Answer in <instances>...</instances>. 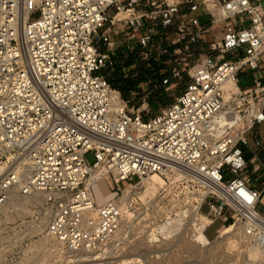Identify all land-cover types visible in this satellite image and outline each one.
<instances>
[{"label": "built area", "instance_id": "obj_1", "mask_svg": "<svg viewBox=\"0 0 264 264\" xmlns=\"http://www.w3.org/2000/svg\"><path fill=\"white\" fill-rule=\"evenodd\" d=\"M117 28L147 67L171 62L154 85L179 92L149 117L109 79ZM168 31L172 45L156 51ZM263 122L264 0H0V208L47 192L46 233L70 252L116 239L135 210L123 191L155 174L192 183L204 232L222 219L256 242L264 180L254 186L244 148ZM100 171L118 194L97 205Z\"/></svg>", "mask_w": 264, "mask_h": 264}, {"label": "rangeland", "instance_id": "obj_2", "mask_svg": "<svg viewBox=\"0 0 264 264\" xmlns=\"http://www.w3.org/2000/svg\"><path fill=\"white\" fill-rule=\"evenodd\" d=\"M113 13L114 10L110 9L109 15ZM120 29L117 28L116 31L119 33L115 34L114 63L120 67L137 64L131 66L127 77L122 70L124 78L120 81L126 83L121 87H114L121 91L124 100H129L130 107L135 106L142 116L149 117L156 113L161 105L171 103L174 94L179 92V88L165 92L164 87L154 85L159 80V77L154 75L155 71L162 67L170 68L171 62L165 56L162 58L161 66L147 67L149 61L143 57V51L131 48L133 45L129 38L131 29L125 28L126 31ZM173 37L174 32H166L164 39L156 45L155 50L159 51L165 45H172L170 41ZM231 56V54L226 55V57ZM117 72L113 70L110 73V81ZM249 83L245 71L241 75L240 85L245 86ZM258 126L264 142V122ZM248 136L250 146L254 147L253 135ZM86 159L92 164L95 161L94 152L87 153ZM251 175L261 184L264 180V166L261 167L260 173H251ZM100 183L101 188L98 185L94 186V193L98 203L102 204L114 198L118 191L115 190L110 176ZM103 191L107 195L105 199ZM197 193L190 182L158 176L147 179L137 188L135 197L132 199L131 196L127 200V202L133 200L135 210L131 209L127 212L119 236L95 253L70 252L46 233L52 208L48 207L47 211L38 206L44 205V195L16 194L19 198L13 197L12 200H16L19 206L14 208L8 203L0 210V264H264V254L256 247L257 243L252 241V237L235 242L238 244H236L238 249L232 253L227 251L225 253L226 241L222 237H218L217 240L216 236L225 226L228 227L232 223L226 225L222 219L213 221L204 232L206 237L213 241V245L207 246L203 253L198 252L200 250L195 246L199 245L200 248L203 247L202 244L192 242V228L200 218L198 215L193 218ZM38 199L41 201L38 202ZM204 209H207V206ZM184 213L183 229L174 230L165 237L161 228L168 225L176 215ZM238 226L240 225H235L234 228ZM151 235L155 238L152 239ZM140 242L143 244H139ZM208 249H214L218 253L217 263L207 252Z\"/></svg>", "mask_w": 264, "mask_h": 264}, {"label": "bare ground", "instance_id": "obj_3", "mask_svg": "<svg viewBox=\"0 0 264 264\" xmlns=\"http://www.w3.org/2000/svg\"><path fill=\"white\" fill-rule=\"evenodd\" d=\"M102 171H100V172H96V173H94L93 174V179H94V183H93V191H94V186L95 185H98V186H100V188H101V181L102 180H104L105 178H107L106 176H103L102 175ZM153 176H158V177H162V176H160V175H152L151 177H153ZM150 177V178H151ZM149 178V179H150ZM163 178V177H162ZM136 191H137V188L136 189H131V188H126L124 191H123V196H122V200H123V202L124 203H126L127 202V200L132 196V198L135 196V193H136ZM37 193H40V194H42V195H44L45 196V198H46V196H48V193L47 192H44V191H40V192H34L33 194H35V195H37ZM16 194H20L19 192H15V193H13V194H11V196H10V199L8 200V202L5 204V205H8V203L10 204V205H12V207H14V208H17L19 205H18V203H17V201L16 200H12L13 199V197H17V198H19V196H17ZM103 196H105L104 197V199L106 198V196L107 195H105V193H104V191H103ZM21 195V194H20ZM23 196V195H22ZM96 195H95V193H94V199L96 200V203H97V205H102V204H104L105 203V201H104V203H102V204H99L98 203V200H97V197H95ZM109 196V195H108ZM38 202L39 201H41V200H37ZM108 201V200H107ZM11 202V203H10ZM42 203V202H41ZM6 207V206H5ZM4 208V207H3ZM197 209H198V206H196V208H195V210H194V212H193V218L195 217V215H198L197 214ZM0 210H1V208H0ZM187 212V211H186ZM185 212V213H186ZM185 213L184 214H178V215H176V217L175 218H173V219H171L168 223V225H166L165 227H162L161 228V232H162V234L165 236V237H168L170 234H172L173 232H174V230H178V229H183V227H184V221H185ZM125 219V218H124ZM43 222H44V224H45V219L43 220ZM205 225H206V219L204 218V217H202V219L201 218H199L198 220H197V222L194 224V227L192 228V242H194V243H201L202 244V246L203 247H200L199 248V245L197 246H195V248L197 249L198 248V250H200V251H198V252H200V253H203L204 251H206L205 249H207L206 247L207 246H209V245H213L212 243H213V241H210L209 240V238H207L206 237V235H205V233H204V231H203V229H204V227H205ZM260 225L263 227V231H264V217H262L261 219H260ZM234 226L235 225H230L229 227H227L226 229H225V231L220 235V237H222L223 239H224V241H226V243H227V247H226V249H224L225 250V253H226V251H227V253L229 252V253H232L233 251H235L236 249H238V244L236 245L235 244V242H237V241H241V239H249V238H251V236H249L247 233H246V231H245V229H244V227L242 226V225H240V226H238L237 228H234ZM123 227H124V221H123V223H122V228H121V230L118 232V234L123 230ZM49 235V234H48ZM162 235V236H163ZM50 236V235H49ZM51 237V236H50ZM151 237H152V239H154L155 237L153 236V235H151ZM219 237V238H220ZM52 238V237H51ZM218 238V239H219ZM53 239V238H52ZM217 239V240H218ZM54 240V239H53ZM55 241V240H54ZM55 242H57V241H55ZM146 242V241H145ZM223 242V241H222ZM58 243V242H57ZM256 247L258 248V249H260L259 251H261L263 254H264V233H263V236H261V237H257L256 238ZM139 244H143L142 242H140ZM193 246V247H194ZM209 254H210V256H212L215 260V263H217L216 261L219 259L218 257V253L216 252V251H214V249L212 250V249H208V251H207ZM230 255V254H229ZM228 255V256H229ZM224 256V255H223ZM180 257V256H179ZM227 258V257H226ZM153 262V261H152ZM225 264V263H224Z\"/></svg>", "mask_w": 264, "mask_h": 264}, {"label": "crops", "instance_id": "obj_4", "mask_svg": "<svg viewBox=\"0 0 264 264\" xmlns=\"http://www.w3.org/2000/svg\"><path fill=\"white\" fill-rule=\"evenodd\" d=\"M201 11H202V9L199 12H201ZM202 20L205 21L206 17L203 16ZM258 128H259V126H257L254 129V132H252L253 131L252 130L251 132L248 133V135L249 134L253 135L252 139H253L254 144H255L254 147L249 146V147H245L244 148L245 151H246V159L248 161V171L250 172V174L251 173H260L261 172V167L264 166V155H263L264 154V142H263V140L261 138V132H260V130ZM256 136L260 140V142L262 143V146H257L256 145V139H255ZM107 183H108V181H107ZM254 186L259 187V188L262 187V185L257 183V182L254 183ZM260 204H261V207H260ZM260 204H259V212L264 216V198L262 199ZM207 227H209V226H207ZM225 227H224V229L227 228V227L226 228ZM224 229L221 230L220 234L218 233L219 235L216 236V239L218 237H220V235L225 231Z\"/></svg>", "mask_w": 264, "mask_h": 264}, {"label": "trees", "instance_id": "obj_5", "mask_svg": "<svg viewBox=\"0 0 264 264\" xmlns=\"http://www.w3.org/2000/svg\"><path fill=\"white\" fill-rule=\"evenodd\" d=\"M116 55V54H115ZM114 55V56H115ZM116 57V56H115ZM127 64H128V62H126ZM126 66V65H125ZM123 67V66H122ZM122 67H120L119 65H115V69L114 70H116V71H118L117 72V74L116 75H113L112 76V79H111V83H112V85L113 86H122V84L123 83H126V81L125 82H123V81H120V80H122L123 78H124V76L122 75ZM119 72H121V74H119ZM110 75V74H109ZM115 87V88H116ZM125 87V86H124ZM155 100H157V99H155Z\"/></svg>", "mask_w": 264, "mask_h": 264}]
</instances>
